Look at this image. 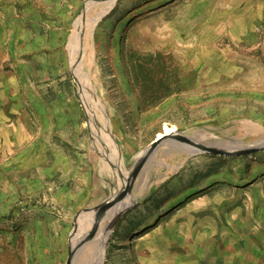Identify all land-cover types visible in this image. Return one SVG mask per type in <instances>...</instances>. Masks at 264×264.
Segmentation results:
<instances>
[{"label": "rangeland", "instance_id": "1", "mask_svg": "<svg viewBox=\"0 0 264 264\" xmlns=\"http://www.w3.org/2000/svg\"><path fill=\"white\" fill-rule=\"evenodd\" d=\"M4 3L1 17L26 19L9 28L25 41L28 84L0 135V264H67L71 234L83 238L100 209L78 226L81 215L119 191L113 206L134 203L113 219L101 264H264V150L188 155L171 136L125 188L165 126L204 143L264 139V0ZM77 25L96 106L71 63ZM102 130L116 148L103 171ZM97 241L95 229L71 264L92 262Z\"/></svg>", "mask_w": 264, "mask_h": 264}, {"label": "crops", "instance_id": "2", "mask_svg": "<svg viewBox=\"0 0 264 264\" xmlns=\"http://www.w3.org/2000/svg\"><path fill=\"white\" fill-rule=\"evenodd\" d=\"M0 4V13L7 9ZM3 8V9H2ZM26 24V19L0 16V135L8 127L20 121L23 101V88L28 84L26 68L23 65V37L12 35L9 27ZM15 58V60H14Z\"/></svg>", "mask_w": 264, "mask_h": 264}, {"label": "bare ground", "instance_id": "3", "mask_svg": "<svg viewBox=\"0 0 264 264\" xmlns=\"http://www.w3.org/2000/svg\"><path fill=\"white\" fill-rule=\"evenodd\" d=\"M110 2H112V0H110ZM82 18V17H81ZM83 23V22H82ZM78 28H79V25H77L73 35L71 36V39H70V42H69V52H70V57H71V63L73 65V68H74V71L76 73V76H77V79L78 81L80 82V84L82 85L83 87V90L84 92L86 93V96H87V104H91V105H98V102L100 104V101L99 99L95 98L91 93H90V89L92 88V82H91V78L90 76L85 72L83 71L82 67L79 65L78 63V60H77V56L74 55L75 53V50H76V47H77V31H78ZM123 113V111H122ZM124 113H126V110H124ZM104 123V122H102ZM103 125V124H102ZM105 126V125H104ZM105 127H104V131H105ZM173 127H170V126H165L164 128V131L161 132V133H158L157 137L165 134V133H171L173 131ZM102 130V133H103V137H102V140H100L101 142L104 143L103 147L104 149H102V151L105 153L107 152V154L105 153V155L108 157L109 160H107L106 158H103L102 159V162H101V169L102 171L103 170H108L110 169V164L109 163H112V161H114L116 158L113 157V154L116 152V148L115 146L113 145L112 143V140L110 138V136H105V132ZM204 133V132H203ZM109 135V134H108ZM211 136L210 134H208V137ZM106 137V138H105ZM214 138V137H213ZM219 140H222V139H219ZM225 140V139H224ZM228 142V141H227ZM225 142V143H227ZM229 143V142H228ZM100 144V143H99ZM236 145V144H235ZM224 147H226V145L224 144L223 145ZM138 158V157H137ZM114 164V163H113ZM114 174V173H113ZM143 178V177H142ZM145 178L143 180V182L141 183H138L137 185V190L140 189V187H142V185L145 183ZM129 183V181H127L125 183V187L127 186V184ZM140 191V190H139ZM138 194V193H137ZM123 199V198H122ZM122 202L116 204V205H111L110 207V210L107 211L105 214L102 215V218L100 219V224L97 225L96 227V232L98 233V241H97V244L96 246L94 247V251H93V256H92V259L93 261L90 262L89 264H101V261L104 257V245H105V242L108 238V233H109V227L114 219V217L116 216V214L123 210L124 208H126V206L130 205L131 202L133 201L131 197H126L124 198V200H121ZM100 207H95L94 209H92L91 211L89 212H85L81 215L80 217V221L78 223V226H80L81 224L85 223V221H90V218L89 217L91 214L95 213ZM99 214V212L97 213ZM97 214H96V217H95V221H96V218H97ZM89 217V218H88ZM86 219V220H85ZM94 221V222H95ZM99 221V220H98ZM97 221V222H98ZM94 222H91L87 227L88 229L91 228L93 225H94ZM98 224V223H97ZM78 226H76V228L74 229L73 232H75L78 228ZM99 226V227H98ZM85 228V227H84ZM83 228V229H84ZM108 230V231H107ZM71 237L73 239V244L76 243V234H71ZM125 243V242H123ZM96 252V253H95ZM95 257V259H94ZM97 258V259H96Z\"/></svg>", "mask_w": 264, "mask_h": 264}, {"label": "water", "instance_id": "4", "mask_svg": "<svg viewBox=\"0 0 264 264\" xmlns=\"http://www.w3.org/2000/svg\"><path fill=\"white\" fill-rule=\"evenodd\" d=\"M171 136H174V138L177 140L178 144L184 149L188 155H193L197 153H212V154H219V155H238V154H247L251 153L257 150H264V139L253 142V143H242L240 145H230L229 143H225L226 141H217L216 143L212 142H200L198 139H196L193 136H188L185 134H182L180 130L172 131L171 133H165L159 137H156L154 140H152L149 145L144 148L140 154L142 155L139 162L136 164V168L133 170L129 177V183L125 187L126 189H130V181L134 178L139 168L147 161L149 158V155L154 152L156 147L165 139L170 138ZM226 145L224 147L223 145ZM124 192V191H123ZM122 192L119 191L118 193L112 194L110 197H108L99 207V214H97V219L100 218L102 215V212L108 208L109 206L113 205L114 203H117L122 197H124V194H121ZM134 201L131 202L130 205H132ZM130 205L126 206L129 207ZM126 208L119 211L115 217H117L121 212H123ZM114 217V218H115ZM94 222V225L91 227V229L84 235L83 238H81L78 242H76L72 247L69 248L68 252V258H67V264L72 263V259L78 249V247L84 243L86 240L91 238L93 232L96 229V223ZM107 241V240H106ZM106 243V242H105Z\"/></svg>", "mask_w": 264, "mask_h": 264}]
</instances>
